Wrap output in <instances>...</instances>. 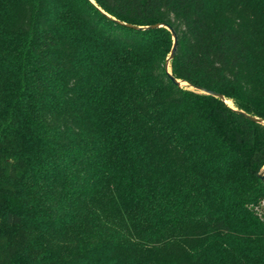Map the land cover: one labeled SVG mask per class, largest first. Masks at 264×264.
Returning <instances> with one entry per match:
<instances>
[{"label": "trees", "instance_id": "obj_1", "mask_svg": "<svg viewBox=\"0 0 264 264\" xmlns=\"http://www.w3.org/2000/svg\"><path fill=\"white\" fill-rule=\"evenodd\" d=\"M92 1L0 0V264H264V0Z\"/></svg>", "mask_w": 264, "mask_h": 264}, {"label": "water", "instance_id": "obj_2", "mask_svg": "<svg viewBox=\"0 0 264 264\" xmlns=\"http://www.w3.org/2000/svg\"><path fill=\"white\" fill-rule=\"evenodd\" d=\"M90 1H92V0H90ZM122 24L127 25V26H130V27H134L136 29H150V28H157V27H165L166 29H168L170 31L171 37H172V46H171L169 55H168V57L166 58V60L164 62L163 68H164L165 72L167 73L168 77L170 78V80L172 81V83H174L175 85H177L179 87H181V86H188L189 88H195V89H197L198 91H200L202 93L211 94V95H213L215 97H218V98L222 99L227 105H229L228 102H227V100L221 94H219L217 92H214L212 90H208V89H204V88H200V87H197V86L190 85L187 82L182 81V80H178V79L174 78L171 75L170 70H169V61L174 57L175 52H176L177 35H176L175 31L173 30V28L170 25H168L166 23H157V24L148 25V26H134V25L126 24V23H122ZM183 82H184V84H182ZM230 107L232 109H234L232 106H230ZM234 110H236V109H234ZM236 111L239 114H241L242 116L248 118L251 121H255V122L264 124V120H262V119H260L258 117L248 115L245 112L240 111V110H236ZM258 178L264 183V172L258 173Z\"/></svg>", "mask_w": 264, "mask_h": 264}, {"label": "rangeland", "instance_id": "obj_3", "mask_svg": "<svg viewBox=\"0 0 264 264\" xmlns=\"http://www.w3.org/2000/svg\"><path fill=\"white\" fill-rule=\"evenodd\" d=\"M229 103V106H232V103H231V101L230 100H227ZM264 170V167H263V169H262V171ZM264 172V171H263ZM262 200H264V198H262L258 203H256L255 205H253L254 207H253V210H255V212L256 213H258L260 216H262L263 214H264V210H257V206H259V204H260V202L262 201Z\"/></svg>", "mask_w": 264, "mask_h": 264}, {"label": "built area", "instance_id": "obj_4", "mask_svg": "<svg viewBox=\"0 0 264 264\" xmlns=\"http://www.w3.org/2000/svg\"><path fill=\"white\" fill-rule=\"evenodd\" d=\"M257 210H264V200H262L259 204V206H257Z\"/></svg>", "mask_w": 264, "mask_h": 264}, {"label": "bare ground", "instance_id": "obj_5", "mask_svg": "<svg viewBox=\"0 0 264 264\" xmlns=\"http://www.w3.org/2000/svg\"><path fill=\"white\" fill-rule=\"evenodd\" d=\"M182 84H184V82L182 83ZM228 102V101H227ZM229 103V102H228Z\"/></svg>", "mask_w": 264, "mask_h": 264}]
</instances>
